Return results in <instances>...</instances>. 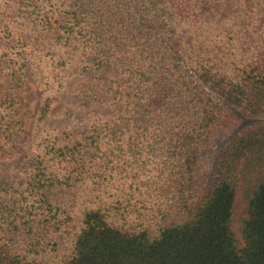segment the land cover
Instances as JSON below:
<instances>
[{"label": "trees", "instance_id": "obj_1", "mask_svg": "<svg viewBox=\"0 0 264 264\" xmlns=\"http://www.w3.org/2000/svg\"><path fill=\"white\" fill-rule=\"evenodd\" d=\"M0 79V264H264V0H0Z\"/></svg>", "mask_w": 264, "mask_h": 264}, {"label": "rangeland", "instance_id": "obj_2", "mask_svg": "<svg viewBox=\"0 0 264 264\" xmlns=\"http://www.w3.org/2000/svg\"><path fill=\"white\" fill-rule=\"evenodd\" d=\"M86 79H82L80 77H74L73 79L69 80L61 94V100L62 103L65 104L67 107H70L76 111H80V103L79 99L77 97L78 94V85L85 81ZM1 84L3 83V80L0 79V94L3 93V87H1ZM21 96L23 99L27 102L28 107L27 110L28 112L25 115V126L28 127L30 123L32 122V115L34 111L36 110L39 100H40V95L38 92L37 87L34 85L33 82H30L27 85V88L21 91ZM230 110L234 113L237 114L238 116V121L236 126L231 129L230 131L223 133L219 135L215 142V148L213 154H210L207 159L210 163L213 162L216 153L220 150V148L241 128L244 126H247L253 122H255L256 119H250L247 117H244L243 115L239 114L236 112L233 108H230ZM20 155L18 153L14 154L13 157L9 158H0V166H5L6 163L11 162L15 159H17Z\"/></svg>", "mask_w": 264, "mask_h": 264}]
</instances>
